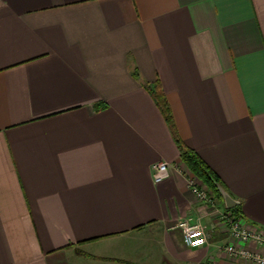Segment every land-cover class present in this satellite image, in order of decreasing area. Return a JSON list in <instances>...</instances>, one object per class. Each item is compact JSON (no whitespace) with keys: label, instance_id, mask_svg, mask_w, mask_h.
Instances as JSON below:
<instances>
[{"label":"crops","instance_id":"crops-1","mask_svg":"<svg viewBox=\"0 0 264 264\" xmlns=\"http://www.w3.org/2000/svg\"><path fill=\"white\" fill-rule=\"evenodd\" d=\"M145 86L264 227V0H0V264H243Z\"/></svg>","mask_w":264,"mask_h":264},{"label":"built area","instance_id":"built-area-1","mask_svg":"<svg viewBox=\"0 0 264 264\" xmlns=\"http://www.w3.org/2000/svg\"><path fill=\"white\" fill-rule=\"evenodd\" d=\"M170 165L165 161L152 165V179L159 182L169 174ZM187 184L197 201L206 203L225 224L226 232L231 242L221 247L223 253L230 259L243 264H264V227L249 225L240 217L234 216L230 210L220 211L215 204L213 193L194 175L187 174ZM183 241L189 247H200L207 243L205 225L191 216L177 221ZM240 243L245 244L243 246ZM213 264V263H211Z\"/></svg>","mask_w":264,"mask_h":264},{"label":"trees","instance_id":"trees-1","mask_svg":"<svg viewBox=\"0 0 264 264\" xmlns=\"http://www.w3.org/2000/svg\"><path fill=\"white\" fill-rule=\"evenodd\" d=\"M145 87L153 98V100L155 101L165 122L168 125L171 135L173 136V139L179 149L181 162L188 168L192 175H194L203 185H205L217 198L221 199V195L213 182V180H215L221 183L220 179L211 170V168L199 157V155L193 149L187 147L179 138L173 122L171 110L162 90L157 87ZM229 210L234 216L242 217V213L238 205L229 208Z\"/></svg>","mask_w":264,"mask_h":264},{"label":"water","instance_id":"water-1","mask_svg":"<svg viewBox=\"0 0 264 264\" xmlns=\"http://www.w3.org/2000/svg\"><path fill=\"white\" fill-rule=\"evenodd\" d=\"M216 188L218 189L221 198L224 201V204L227 208L234 207L238 202L220 185L219 182L213 180Z\"/></svg>","mask_w":264,"mask_h":264}]
</instances>
